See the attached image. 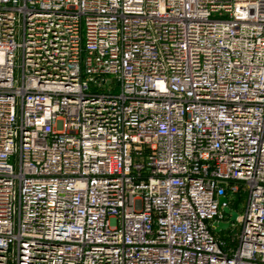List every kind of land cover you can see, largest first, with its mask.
Returning a JSON list of instances; mask_svg holds the SVG:
<instances>
[{
    "label": "built area",
    "instance_id": "1",
    "mask_svg": "<svg viewBox=\"0 0 264 264\" xmlns=\"http://www.w3.org/2000/svg\"><path fill=\"white\" fill-rule=\"evenodd\" d=\"M0 264H264V0H0Z\"/></svg>",
    "mask_w": 264,
    "mask_h": 264
},
{
    "label": "rangeland",
    "instance_id": "2",
    "mask_svg": "<svg viewBox=\"0 0 264 264\" xmlns=\"http://www.w3.org/2000/svg\"><path fill=\"white\" fill-rule=\"evenodd\" d=\"M111 89L112 92L117 93L119 92V86L115 85V83L112 82V78H108V82L103 84L101 87H97L95 85H91V90L94 91H106L107 89ZM229 199L232 202V205L236 208V211L238 213H242L245 207L246 203V192H244L242 189H240L238 192H234V194L228 193ZM240 229L239 224L235 223L234 232H238ZM233 231V230H232ZM231 233V228L226 230H221L218 232V234L222 237H225L227 234Z\"/></svg>",
    "mask_w": 264,
    "mask_h": 264
},
{
    "label": "water",
    "instance_id": "3",
    "mask_svg": "<svg viewBox=\"0 0 264 264\" xmlns=\"http://www.w3.org/2000/svg\"><path fill=\"white\" fill-rule=\"evenodd\" d=\"M218 201H219V204L221 205L222 203H225L221 209L223 210V212L227 213L230 215L229 217V220L228 221H221V222H213L212 223V226H213V230L214 231H219L220 229H226L229 225V222L232 221V220H235L236 216H237V212L235 210H231L229 208L228 205H226L227 203V198L223 195L219 196L218 197Z\"/></svg>",
    "mask_w": 264,
    "mask_h": 264
}]
</instances>
